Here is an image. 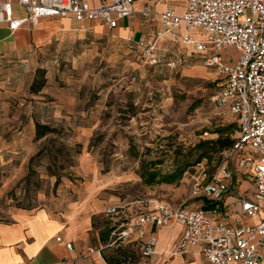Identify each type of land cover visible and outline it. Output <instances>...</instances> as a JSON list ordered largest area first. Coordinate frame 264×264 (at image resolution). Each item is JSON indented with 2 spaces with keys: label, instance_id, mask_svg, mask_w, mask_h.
Returning a JSON list of instances; mask_svg holds the SVG:
<instances>
[{
  "label": "rangeland",
  "instance_id": "obj_1",
  "mask_svg": "<svg viewBox=\"0 0 264 264\" xmlns=\"http://www.w3.org/2000/svg\"><path fill=\"white\" fill-rule=\"evenodd\" d=\"M139 27L146 41L151 42L152 28L143 22ZM199 33L193 31V38L205 40ZM157 48L160 62L148 64L139 50L129 48L124 37L105 29L67 46V56L59 53L53 58L10 63L0 59V222L9 221L10 213L18 209H45L62 203L63 196L90 179L79 171V157L92 147L102 173H129L140 180L125 182L112 191L122 199L120 213L95 219L103 231L108 224L115 230L130 221L129 209L137 215L162 202L182 203L187 199L190 188L184 182L185 176L179 184L149 186L143 183L140 173L144 168L160 174L172 172L200 141L216 139L220 129L238 122L213 101L221 76L205 65L209 53L196 52L180 41L163 37ZM218 54L228 65L240 58L234 46ZM169 62L175 66L170 67ZM43 79L44 88L32 92L35 80ZM55 105L62 108L61 115L66 118L55 116ZM12 115L20 119L33 115L60 131L50 137L57 141L32 164H22V158H15L12 164L3 163V129L15 124L8 121ZM89 126L94 127L89 143H77L76 137ZM46 143L45 139L35 138L33 147L38 152ZM60 143L67 148L62 154ZM219 163L204 161L213 169ZM197 174L194 168L188 178ZM251 188V180H244L240 191ZM126 240L110 234L106 245L112 247L104 250L110 263L141 261V251L126 245Z\"/></svg>",
  "mask_w": 264,
  "mask_h": 264
},
{
  "label": "built area",
  "instance_id": "obj_2",
  "mask_svg": "<svg viewBox=\"0 0 264 264\" xmlns=\"http://www.w3.org/2000/svg\"><path fill=\"white\" fill-rule=\"evenodd\" d=\"M141 1L147 2L143 8L138 5ZM150 1L111 0L94 8L87 0H4L0 1V23L15 31L25 22L36 25L42 18L71 15L79 23V29L86 32L89 22L100 21L115 29L123 19L138 14L152 20L158 18L163 28L154 42L133 36L126 39L129 48L139 50L146 63L160 62L157 42L166 34L196 52L209 53L204 58L205 65L221 76L213 101L238 122L233 147L223 154L214 169L205 164L195 167L198 174L190 178L189 195L184 202L176 206L162 202L146 209L134 222L115 229L112 236L131 239L136 235L142 258L148 259L155 253L156 240L147 237L144 228H162L179 222L186 231L175 254H185L189 246L201 245L209 264H263L264 0H166L162 13L155 12ZM173 2L185 4L184 14L177 13ZM16 5L26 12L25 19L14 18ZM181 28L182 33H176ZM195 30H200L199 35L205 40H195L192 36ZM233 46L239 50L240 58L228 65L218 52ZM168 65L175 66L172 62ZM244 180H251L253 193L239 192L238 184ZM195 200H202V206L189 208L186 203ZM107 213L118 214V208L113 207ZM247 219L257 223L249 224L245 222ZM67 247L72 250L71 244ZM102 250L91 248L88 254L100 255Z\"/></svg>",
  "mask_w": 264,
  "mask_h": 264
},
{
  "label": "crops",
  "instance_id": "obj_3",
  "mask_svg": "<svg viewBox=\"0 0 264 264\" xmlns=\"http://www.w3.org/2000/svg\"><path fill=\"white\" fill-rule=\"evenodd\" d=\"M87 1L94 8L111 2V0ZM146 4V1L138 3L140 8L145 7ZM150 4L157 13L164 12L167 6L166 0L162 3L151 0ZM172 5L179 15L184 14L186 8L183 2H173ZM14 18L25 19L24 9L17 5L14 6ZM142 22L152 28L149 30V34L153 37L151 42L157 40L158 33L163 31L160 20L158 18L148 19L138 14L123 19L115 29H110L100 21L89 22L86 32L79 29V23L71 15L64 18H42L36 25L25 22L15 31L11 30L7 24L0 23V59L10 63L19 60L28 62L39 58H53L59 53L67 56V46L81 42L87 34H101L105 29L118 33L119 36L124 37V40L129 36L137 40H146L139 27ZM182 31L183 28L176 33L181 34ZM163 39L178 41L171 34L164 35ZM53 107L56 109L55 116H60L62 108L58 105ZM35 108L38 109V106L35 105ZM61 117L66 118L62 115ZM8 121L15 124L3 129L2 138L6 136L3 142L5 147L1 149V151L5 150L2 157L3 163L12 164L15 158H22V164H28L37 152V148L33 147V142L36 138V122L40 121L33 115L21 119L19 116L12 115ZM89 127L83 129V132L76 137L77 143L84 144L86 140L89 143L92 137L91 131L94 130V127ZM85 150L79 157V171L90 176L88 181L73 188L72 193L68 192L67 196H63L62 203L55 207L18 209L10 213L9 221L0 222V264H113L109 263L107 252L104 251L112 245H106L101 241L100 234L103 227H94L95 219L101 215L109 217L108 210L119 207L122 199L118 196L119 193L118 195L112 193L117 186L125 182L140 180L137 175L129 173H102L93 147ZM184 182L190 183L188 174L185 175ZM242 182L238 184L240 193H242L240 191ZM248 191L250 194L253 193L254 187L252 186ZM171 204L176 206L180 203ZM202 204V200H195L190 202L188 207L196 208ZM122 213L125 215L124 211ZM129 213L130 221L123 223L122 226L134 222L139 214L136 212L137 215H134L131 209ZM125 217L127 219L129 216L125 215ZM111 219L116 220L113 217ZM218 219L223 220L219 215ZM245 222L257 223L252 219H247ZM144 231L147 237L155 238V253L148 259L142 258L141 254V261L135 264H209L202 254L201 245L189 246L188 252L182 255L174 253L179 240L186 231L183 224L172 222L162 228L146 226ZM136 238L137 236L133 235L131 239H127L126 245L135 246L140 250ZM93 240H95V245H93ZM68 244L72 245V250L67 247ZM91 248H102L103 250L100 255L89 256L88 252ZM261 251L264 254V248ZM131 259L128 258V263Z\"/></svg>",
  "mask_w": 264,
  "mask_h": 264
},
{
  "label": "trees",
  "instance_id": "obj_4",
  "mask_svg": "<svg viewBox=\"0 0 264 264\" xmlns=\"http://www.w3.org/2000/svg\"><path fill=\"white\" fill-rule=\"evenodd\" d=\"M45 82V79L40 82L35 80L31 87L32 92L39 93L44 88ZM236 132L238 133V124H233L220 129L216 139L200 141L190 152L184 155L182 164L177 166L176 169L170 173L160 174L157 170L144 168L140 173L143 183L149 186L155 184H179L187 172L200 164H204V161H208L209 163L217 161V163H219L223 154L233 147L237 136ZM59 133L60 131L55 127L36 122V140L41 141L45 139L47 143L31 158V164L36 157L41 156L44 151L49 149L50 144L57 141L56 138L50 137H56ZM65 149H67L65 145L60 143L59 153L62 154ZM59 183L60 177H57L56 185ZM94 227H97V225L94 224ZM107 227L108 229L102 231L100 234V239L103 243L108 242L110 234L114 231V228L111 227L110 224H108Z\"/></svg>",
  "mask_w": 264,
  "mask_h": 264
}]
</instances>
